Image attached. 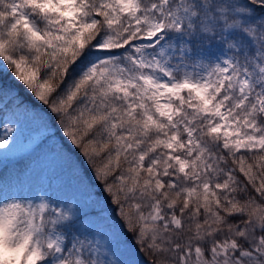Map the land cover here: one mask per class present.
<instances>
[{"label":"snow or ice","instance_id":"6c2138e0","mask_svg":"<svg viewBox=\"0 0 264 264\" xmlns=\"http://www.w3.org/2000/svg\"><path fill=\"white\" fill-rule=\"evenodd\" d=\"M0 65L112 206L0 89V264H264V0H0Z\"/></svg>","mask_w":264,"mask_h":264},{"label":"trees","instance_id":"16d2710c","mask_svg":"<svg viewBox=\"0 0 264 264\" xmlns=\"http://www.w3.org/2000/svg\"><path fill=\"white\" fill-rule=\"evenodd\" d=\"M0 89L5 90L6 92H10L13 95L18 94L19 97L28 105L40 110L43 112L51 121V124L54 129H56V117L53 116L51 113L48 112L47 108L44 107L40 102L36 101L31 93L26 89V87L16 80L12 74L11 69H7L6 67L0 65ZM61 143H63L64 148L68 152V154L72 158V162L77 166L78 170H80L82 176L84 177L85 181L92 187L94 184H96L99 189L97 192L100 194V197L103 199L104 203L108 205L109 208H111V204L108 200V197L105 193H103L101 185L99 182L95 181L92 178L91 169L89 166L85 163L84 158L80 155L78 149L74 148L70 143L67 141L66 138H64L58 129H56ZM94 182V183H93ZM128 243L131 244V237H128ZM134 247V246H133ZM136 256L139 257L140 260H144V256L142 253L139 252V250H136Z\"/></svg>","mask_w":264,"mask_h":264},{"label":"rangeland","instance_id":"374dc122","mask_svg":"<svg viewBox=\"0 0 264 264\" xmlns=\"http://www.w3.org/2000/svg\"><path fill=\"white\" fill-rule=\"evenodd\" d=\"M56 137H57V140H58V142H59V138H58V136H57V133H56Z\"/></svg>","mask_w":264,"mask_h":264}]
</instances>
